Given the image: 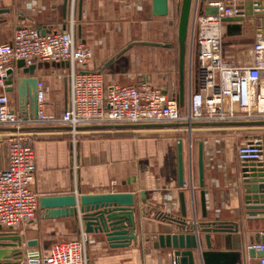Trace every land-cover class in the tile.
<instances>
[{
  "label": "crops",
  "instance_id": "0c3cea01",
  "mask_svg": "<svg viewBox=\"0 0 264 264\" xmlns=\"http://www.w3.org/2000/svg\"><path fill=\"white\" fill-rule=\"evenodd\" d=\"M182 1L169 0L168 15L158 17L153 14L152 0H0V44L11 43L20 28H33L47 34L68 30L73 24L76 41L93 51V60L87 69L101 71L107 86L148 83L176 99L181 113L187 116L197 87V61L187 38L181 72L178 25ZM212 1L236 2L240 12L249 13L242 23L241 35L227 36L224 24L226 38L245 37L251 24L255 36L264 31V14L254 13L255 4L264 7V0ZM207 4L204 3L203 11ZM195 5L196 0H192L193 9ZM199 12V15L205 14ZM134 30L141 36L134 37ZM247 57L232 62L239 63ZM37 65L40 67L35 75L45 83V110L55 115L57 121L40 123L30 118L19 105L16 85L13 92L9 91L10 86L5 90L11 107L23 121V128L34 134L33 191L40 198L134 193L138 239L125 248L112 247L105 234L87 233L80 218L49 220L43 217L39 207L34 220L14 230L23 236L24 242L38 241L37 247H26L25 251L38 250L37 256H46L55 243L85 239L89 264H175L172 250L160 247L159 235L177 233L174 220L182 219L183 200L187 212L185 221L190 225L202 222L239 225L238 232L211 233L216 250L247 252L252 246L250 237L264 230V221L249 220L237 150L247 138L264 133V127L200 124L191 130L188 125L173 124L91 125L79 129L77 140L60 121L70 98L68 65L50 62ZM10 68L15 69L16 63ZM7 130L0 127V171L9 164ZM180 140L183 142V187L179 185L177 168ZM201 142L205 161L204 189L199 182ZM203 190L207 191V218L203 217ZM142 193L146 195L145 200L141 199ZM263 217L259 214L256 218ZM220 237L222 244L218 241ZM200 238L205 242L204 235ZM195 262L199 264L197 252ZM241 264H259V259H251L246 253Z\"/></svg>",
  "mask_w": 264,
  "mask_h": 264
},
{
  "label": "built area",
  "instance_id": "2783aa9c",
  "mask_svg": "<svg viewBox=\"0 0 264 264\" xmlns=\"http://www.w3.org/2000/svg\"><path fill=\"white\" fill-rule=\"evenodd\" d=\"M217 15H199L194 10L197 87L191 96L190 112L181 113L178 101L148 83L107 86L101 71L87 69L93 51L76 41L74 26L61 32L42 34L33 28L16 30L11 43L0 44V127H7L9 164L0 171V226L15 230L34 220L40 197L32 189L35 177L34 134L11 107L5 92L11 64L27 66L68 63L69 103L60 121L76 137L85 126L239 124L264 127V31L256 34L248 57L229 62L224 51L225 27L222 19L236 16L239 5L208 2ZM45 83H38V122L54 123L56 116L45 110ZM264 129V128H263ZM241 164L264 166V133L249 137L239 146ZM248 249L263 251V246ZM35 264H89L86 240L55 243L48 255ZM176 264V263H175ZM264 264V258L259 259Z\"/></svg>",
  "mask_w": 264,
  "mask_h": 264
},
{
  "label": "water",
  "instance_id": "95a60500",
  "mask_svg": "<svg viewBox=\"0 0 264 264\" xmlns=\"http://www.w3.org/2000/svg\"><path fill=\"white\" fill-rule=\"evenodd\" d=\"M212 0H196L195 9L192 0H183L179 5L178 38L180 45L181 72L186 53L188 32L191 23L193 10H200L205 15H217L215 7H205L204 3ZM153 14L158 17L167 16L169 13V0H152ZM256 15L264 14V7L258 3L254 6ZM247 15L241 11L238 15L226 17L222 22L226 27L227 36H238L242 34L243 25ZM44 35L45 33L42 32ZM155 45V44H152ZM68 65V63H66ZM40 66L33 64L27 66L25 61L16 62V68H10L7 72L6 85L10 86L9 91L17 87L18 102L25 115L29 114L32 119L38 118V83L36 70ZM17 71V72H16ZM17 74V75H16ZM29 108V112L28 109ZM199 182L202 189L205 188V161L203 143L199 144ZM177 168L180 187L185 184L183 142L180 140L177 146ZM242 189L245 193L246 211L250 216L249 220L264 221L263 218H256L257 215H264V166L263 164L250 163L242 164ZM207 191L201 192L203 217L207 218ZM183 198V194L181 195ZM145 200V193L141 194ZM43 217L49 220H57L69 217H78L85 226L87 233L105 234L112 247L125 248L131 242L137 241L136 233V207L137 197L130 192H110L97 194L80 195H57L42 197L39 200ZM182 219L174 220L177 233H164L159 235L160 247L172 250L176 264H196L195 252L199 264H241L246 253L251 259L264 258L263 251L247 249L243 251L216 250L211 233L224 234L239 231L237 223L224 222H202L190 225L185 221L187 217L186 207L182 200ZM204 235V241L200 236ZM222 244V237L219 238ZM251 245L263 246L264 230L258 231L250 237ZM39 245L37 240L24 242L23 236L14 230H6L0 226V264H35V253L25 251L26 247L33 249ZM204 248V249H203Z\"/></svg>",
  "mask_w": 264,
  "mask_h": 264
},
{
  "label": "rangeland",
  "instance_id": "374dc122",
  "mask_svg": "<svg viewBox=\"0 0 264 264\" xmlns=\"http://www.w3.org/2000/svg\"><path fill=\"white\" fill-rule=\"evenodd\" d=\"M226 4L231 5L228 3H226ZM237 4H239V3H237ZM193 22H194V19H193V21L191 20V25H190L189 32H188V39H189V43L191 46L190 47L191 48V54L194 58V56H196L195 41H196V35H197V27L195 26V29H194V23ZM255 25L257 27L258 22ZM250 27H251V30L254 29L253 24H251ZM134 29H136V28H134ZM153 29H155V26ZM251 30H250V32L247 33V35L245 37H242L241 39H230V38L225 37V39H224V51H225L227 61H229V62L238 61L239 59H244L245 57L248 56L249 50H250V48L254 42V36H255ZM173 34L175 35L176 31H174ZM133 36L134 37H140L141 34H140V32H137L136 30H134ZM143 70H146V71L151 70L153 72L156 71V69H139V71H143ZM165 70H167V69H162L161 71H165ZM58 112H60V111L58 110ZM73 138L77 139L78 135L76 137H73ZM7 144L9 145L8 140H7ZM23 225H21V226H23Z\"/></svg>",
  "mask_w": 264,
  "mask_h": 264
},
{
  "label": "bare ground",
  "instance_id": "6f19581e",
  "mask_svg": "<svg viewBox=\"0 0 264 264\" xmlns=\"http://www.w3.org/2000/svg\"><path fill=\"white\" fill-rule=\"evenodd\" d=\"M31 252H32V253H35V258H34V260H37V259L40 258V255H41V254L37 256V254H38L37 252H39L38 250H36V251H31Z\"/></svg>",
  "mask_w": 264,
  "mask_h": 264
}]
</instances>
